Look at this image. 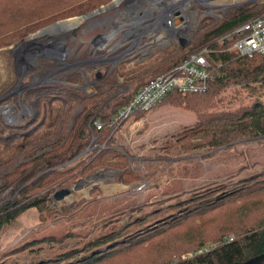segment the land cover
Returning <instances> with one entry per match:
<instances>
[{"label":"trees","instance_id":"obj_1","mask_svg":"<svg viewBox=\"0 0 264 264\" xmlns=\"http://www.w3.org/2000/svg\"><path fill=\"white\" fill-rule=\"evenodd\" d=\"M110 1L0 0V56L7 59L11 73L8 83L0 88V96L18 81L14 56L6 47L48 24L87 14ZM263 12L264 6L252 13L240 8L205 30L195 43L173 42L158 51L155 58L160 60L153 66L140 61L139 71L136 75L129 73L132 77L126 81H137V86L125 97L116 95L123 65H117L108 76L105 71L97 83L83 89L75 85L82 82L78 72L68 79L69 85L59 82L26 89L25 94L34 97L33 121L6 125L9 133L5 136L0 132V168L8 172L0 188H10L0 204V230L31 208L48 211L56 191L96 168L118 171L117 177L126 183L136 181L139 175L129 169V155L114 147L116 131L131 116L114 124L111 121L146 83L141 74L156 77L206 46L211 74L207 91L174 90L155 107L166 103L196 114L193 125L177 132L176 144L188 152L193 148L207 150V156L212 157L237 141L264 138L262 100L256 99L235 111L214 110L226 88L241 85L255 90L251 84L264 85V55L243 56L230 50L232 42L217 41ZM104 54V50L100 52ZM88 55L85 50L80 60H86ZM114 98L121 102L112 106ZM81 107L75 118L74 113ZM146 113L137 111L133 115ZM96 118L104 119L102 129L93 125ZM2 127L0 119L1 130ZM95 144L98 147L93 148ZM101 144L105 148L100 150ZM21 157L24 161L16 166ZM184 195L174 194L169 203L160 201L149 210L135 204L124 221L126 211H117L92 231L75 230L61 237H46L50 247L61 250L32 264H232L264 253V168L235 181L212 182ZM87 211L86 208L77 214L84 216ZM40 241L28 242L9 253L14 255L27 249L36 253L40 248L30 245Z\"/></svg>","mask_w":264,"mask_h":264},{"label":"rangeland","instance_id":"obj_2","mask_svg":"<svg viewBox=\"0 0 264 264\" xmlns=\"http://www.w3.org/2000/svg\"><path fill=\"white\" fill-rule=\"evenodd\" d=\"M128 1L123 0L119 5L88 18L74 30L65 29L59 33H54L58 37L59 35L62 36L60 38L63 41L64 51L58 50L52 55L61 63L54 62L52 56L46 54H42L37 59L41 65L43 63H56L55 73L47 77L49 72H46V82L50 80L49 82L69 83L68 79L77 76L76 73L78 72L81 81L89 83V81L95 80L94 76L91 77L94 71L110 73L114 66L123 65L122 71H120L123 73L118 79L120 86L115 93L116 95L124 94L125 97L137 86V81L133 80L131 83L126 81L132 77L129 73L136 75L135 73L139 71L140 66L137 63L140 61H143L145 65L151 64L153 66L155 62L160 60V58L159 60L155 58L156 53L170 47L173 42H179L178 38H186L193 44L201 39L205 30L219 23L222 19L232 16L240 8L252 13L256 10H263L264 6V0H175L173 9L182 14L185 26L179 30L159 28L156 35L151 38L146 27H141L142 32L129 29L131 25L128 22ZM144 1L148 2V0ZM169 2L173 3L174 0H163L161 4ZM147 23L149 22H144V24ZM176 23H179L178 20ZM117 26H121V28L116 29L113 33ZM41 29L34 33H38ZM34 33L26 37L25 40L36 38ZM99 35L102 36L100 42L95 41ZM121 37H124V45L112 52L113 47ZM37 38L41 43H45L44 36ZM22 40H18L6 48L14 49L15 45L21 43ZM93 41L94 43H92ZM104 43H108L104 55H100L102 50L91 53L92 44L105 47ZM131 45L132 47L126 50ZM65 48L67 49L66 52ZM85 50L89 52L87 59L91 58V63L94 62V71L93 67L89 68L88 71L81 70L85 64L79 56ZM120 52L124 54H119ZM59 53L60 55H58ZM63 54H66L65 57L60 58L59 56ZM106 55L107 59L101 61ZM114 55L119 57L113 58ZM66 62H71V65H65ZM33 69L25 68L23 61L18 60L16 65L18 81L9 87L8 92L0 96V119L3 123L0 132L2 131L3 136L9 133L6 125H23L33 121L35 117L34 97L27 96L25 91L30 87L41 86L43 82L40 83L42 79L34 80L31 75ZM10 75L7 59L0 56V88L8 83L6 81ZM146 76L141 74L140 78L144 82L152 78V74ZM19 81H21L20 86L17 85ZM82 82L75 83V85L78 88H87V83L81 84ZM250 86L256 89L251 90L249 87L241 85H232L226 88L219 96L218 99L220 100L217 99L214 110L235 111L251 105L256 99L264 102V85L253 83ZM88 90L91 89L88 88ZM112 100V106L121 102L120 99L116 98ZM81 110L82 107L76 110L75 118ZM11 115L17 116L16 120H12ZM196 121L197 116L193 111L166 103H162L145 115H132L125 120L115 133L114 147L129 155V169L138 173V179L126 183L117 177L118 171L96 168L87 176L67 185L68 195L61 200H56L53 197L48 211L31 208L0 230L1 264H32L42 258L54 256L61 249L50 247L48 241L44 240L46 237H61L67 232L75 230L81 233L92 231L95 225L100 227L101 220L117 211H126L122 220L124 221L134 211L131 210V207L135 204L141 205L144 210H149L158 206L160 201L165 200L169 203L168 201L173 198L174 194L185 193L186 195V193L212 182L235 181L264 168V138L237 141L233 147L223 148L212 157L207 156L209 152L204 149L193 148L189 152L182 149L180 145L176 144L175 136L179 130L193 125ZM72 126L73 120L70 127ZM23 161L24 158L21 157L16 166H19ZM7 173L6 169L0 168V185L4 183ZM9 190V187L0 188V201L8 196ZM86 208L88 210L86 215H78ZM139 213L140 211L136 214ZM38 239L41 241L30 245V248H40V251L36 253L30 252L29 249L14 255L9 253Z\"/></svg>","mask_w":264,"mask_h":264},{"label":"built area","instance_id":"obj_3","mask_svg":"<svg viewBox=\"0 0 264 264\" xmlns=\"http://www.w3.org/2000/svg\"><path fill=\"white\" fill-rule=\"evenodd\" d=\"M131 1L132 0H129L127 3V8L129 10L128 22L131 25L129 28L131 31L142 32L141 27H146L148 29L147 33H155V36L159 28L179 30L185 26V21L181 13L174 9L167 12L164 7H159L162 5L161 1L163 0L159 2L155 0H148V2L139 0L133 1L132 5H129ZM154 3H156V5H154ZM176 20H178L179 23H176ZM147 21L149 23L144 24V22ZM119 28H121V26L116 27L117 30ZM180 39L181 37L178 38V41H180ZM217 41L232 42L230 50L236 51L243 56L252 57L255 54L264 55V12L222 35ZM124 43V37H121L119 41L116 42L112 52L122 47ZM104 45L108 46V43H104ZM131 47L132 45L126 50H129ZM208 54L209 47L206 46L198 52L191 53L171 70L157 75L156 77L149 78L146 83L134 93L132 99L120 108L119 112L111 121V124H114L121 118L126 119L137 111L148 112L154 109L171 91L177 90L182 93H202L207 91L208 80L211 76ZM11 116L12 120H16L17 116ZM93 125L97 129H102L104 126V119H94ZM96 147H98V144H95L93 148ZM99 148L100 150L105 148V144H101ZM1 203L2 201H0V204Z\"/></svg>","mask_w":264,"mask_h":264},{"label":"flooded vegetation","instance_id":"obj_4","mask_svg":"<svg viewBox=\"0 0 264 264\" xmlns=\"http://www.w3.org/2000/svg\"><path fill=\"white\" fill-rule=\"evenodd\" d=\"M116 29V27H115ZM49 36V37H48ZM44 35V41L45 43H41L39 41V39L37 38H34L33 40H22L21 43H17L15 45V48L14 49H11V53L13 54L14 56V61H15V69H16V65L18 63V60H22L23 61V65L25 68L29 67L31 69H33V72H31L32 74V77L34 78V80H37L39 81L40 79H42L40 81L43 82L41 83V85H49V84H53V83H59V81H56V82H49L50 80H48V82H46V79L48 76L52 75V73H55L56 72V63L54 62H51V63H43L42 65L38 63V58H40L42 56V54H46V55H53L55 52L57 53V51L59 49H63V41H62V36L59 35V37L56 35V34H53V35ZM54 37V38H53ZM102 36H98V38L95 40V41H99L100 42V38ZM103 39V38H102ZM104 41H106L105 39H103ZM47 42V43H46ZM94 43V41L92 42ZM100 56V55H98ZM102 57V56H101ZM119 57L118 55H114L113 58H117ZM107 59V57H103V59H101V61ZM84 64H85V67L81 68V70H86L88 71L89 68H92L93 67V71H94V62H92L91 58L89 59H86L83 61ZM71 63V62H70ZM70 63L66 62L65 65H71ZM116 66H114L111 71L116 68ZM55 70V71H54ZM17 71V70H16ZM40 71V72H38ZM46 72H49L51 74H47V77H45V74ZM99 71H94L93 72V75L91 77L94 76L95 80L93 81H89V83L86 81L84 84L87 83L88 87L89 86H92L94 85L95 83H97L98 79H100L105 71H101L100 73H102L101 77H96V74H98ZM110 73L107 72V76L109 75ZM36 83H39V82H36ZM60 83H63V84H66V85H69V83H64V82H61ZM18 86L21 85V81L18 82L17 84ZM32 88V87H30Z\"/></svg>","mask_w":264,"mask_h":264},{"label":"water","instance_id":"obj_5","mask_svg":"<svg viewBox=\"0 0 264 264\" xmlns=\"http://www.w3.org/2000/svg\"><path fill=\"white\" fill-rule=\"evenodd\" d=\"M120 1L121 0H112L108 4L102 5L101 7L97 8V9H95V10H93V11L87 13V14H84V15H81V16H76V17H73V18H70V19L81 18V19L87 20L88 18L93 17V16H95L97 14H100V13L106 11L107 9H111V8L115 7V5L117 3H119ZM70 19L58 21V22H56V23H54V24H52V25H50L48 27H45V28L41 29L38 33H34L36 39H37L38 36L49 35L46 32V29L50 28L51 26L57 25V24H59L61 22H65V21L70 20ZM180 42H181V45L191 44L186 38H183V39L181 38L180 39ZM92 45H93V49L91 51L92 54L95 53L96 51H99V50H107V45L105 47H103V46H95L94 44H92ZM63 47H64V45H63ZM66 50L67 49L65 48V52H66ZM65 55L66 54H63V55H61L59 57L60 58L61 57H65ZM53 57H55V56H52V59H53L54 62L55 61H58V62L61 63V61H59V60H57L56 58H53ZM105 57H107V55ZM101 74L102 73L99 72L98 74H96V77H98V78L101 77L102 76ZM68 193H69V189H67L66 187H64V188H61L60 190L56 191L54 193L53 197L56 200H61L64 197H66L68 195ZM232 264H264V253L263 254H260V255H257V256H254V257H252V258H250V259H248L246 261L235 262V263H232Z\"/></svg>","mask_w":264,"mask_h":264},{"label":"bare ground","instance_id":"obj_6","mask_svg":"<svg viewBox=\"0 0 264 264\" xmlns=\"http://www.w3.org/2000/svg\"><path fill=\"white\" fill-rule=\"evenodd\" d=\"M123 0H121L119 3H117L116 5H119ZM133 1H139V0H132L131 2H129V5H132V2ZM157 2L161 1V0H155ZM176 1L174 0V2H169V3H165V4H162L160 5L159 7H164L167 12L172 10L173 9V6H174V3ZM115 5V6H116ZM85 20L84 19H81V18H74V19H70V20H67L65 22H61L57 25H54V26H51L50 28L46 29V32L49 34V35H53L54 33H59L61 32L62 30H74L77 28V26H79L82 22H84ZM48 36V35H47ZM54 38V37H53ZM61 50V52H63L64 50L63 49H59ZM60 55V53L58 54ZM10 112V111H8ZM95 178V177H93ZM89 182V181H88Z\"/></svg>","mask_w":264,"mask_h":264},{"label":"crops","instance_id":"obj_7","mask_svg":"<svg viewBox=\"0 0 264 264\" xmlns=\"http://www.w3.org/2000/svg\"><path fill=\"white\" fill-rule=\"evenodd\" d=\"M154 34H155V33H150L151 38L154 37ZM148 37H149V35H148Z\"/></svg>","mask_w":264,"mask_h":264}]
</instances>
